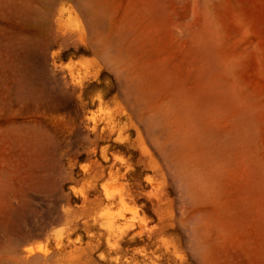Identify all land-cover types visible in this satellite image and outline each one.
Wrapping results in <instances>:
<instances>
[{
  "label": "rangeland",
  "instance_id": "obj_1",
  "mask_svg": "<svg viewBox=\"0 0 264 264\" xmlns=\"http://www.w3.org/2000/svg\"><path fill=\"white\" fill-rule=\"evenodd\" d=\"M0 264H264V0H0Z\"/></svg>",
  "mask_w": 264,
  "mask_h": 264
},
{
  "label": "bare ground",
  "instance_id": "obj_2",
  "mask_svg": "<svg viewBox=\"0 0 264 264\" xmlns=\"http://www.w3.org/2000/svg\"><path fill=\"white\" fill-rule=\"evenodd\" d=\"M157 117L155 116L154 119H156ZM154 121H153V125L155 123L154 128L156 134L154 133L153 134L157 135L158 140L161 141L160 148L162 147L161 151L162 154L164 155L163 157H165L167 159L166 161H168L175 168L177 174L180 177V180L181 179L183 180L181 183L185 181L189 183L188 186H189V191L191 192L190 194L193 193L195 194V196L204 194L208 187V178L206 174V167L204 161L202 159L193 161L190 158L186 157L184 153V148H185L184 142L181 140L180 136L170 131V127L166 123L164 117L160 119L158 117V120L156 119Z\"/></svg>",
  "mask_w": 264,
  "mask_h": 264
}]
</instances>
